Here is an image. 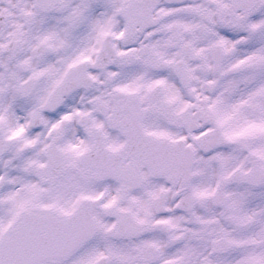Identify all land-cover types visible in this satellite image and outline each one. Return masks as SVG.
I'll use <instances>...</instances> for the list:
<instances>
[{"label":"snow or ice","instance_id":"obj_1","mask_svg":"<svg viewBox=\"0 0 264 264\" xmlns=\"http://www.w3.org/2000/svg\"><path fill=\"white\" fill-rule=\"evenodd\" d=\"M0 264H264V0H0Z\"/></svg>","mask_w":264,"mask_h":264}]
</instances>
